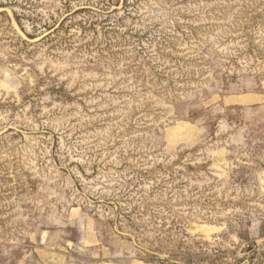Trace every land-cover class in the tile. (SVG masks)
<instances>
[{
  "label": "rangeland",
  "instance_id": "obj_1",
  "mask_svg": "<svg viewBox=\"0 0 264 264\" xmlns=\"http://www.w3.org/2000/svg\"><path fill=\"white\" fill-rule=\"evenodd\" d=\"M0 264H264V0H0Z\"/></svg>",
  "mask_w": 264,
  "mask_h": 264
}]
</instances>
